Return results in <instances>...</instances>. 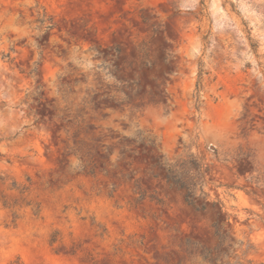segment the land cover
Returning a JSON list of instances; mask_svg holds the SVG:
<instances>
[{
	"label": "rangeland",
	"instance_id": "rangeland-1",
	"mask_svg": "<svg viewBox=\"0 0 264 264\" xmlns=\"http://www.w3.org/2000/svg\"><path fill=\"white\" fill-rule=\"evenodd\" d=\"M0 264H264V0H0Z\"/></svg>",
	"mask_w": 264,
	"mask_h": 264
},
{
	"label": "trees",
	"instance_id": "trees-1",
	"mask_svg": "<svg viewBox=\"0 0 264 264\" xmlns=\"http://www.w3.org/2000/svg\"><path fill=\"white\" fill-rule=\"evenodd\" d=\"M20 192H22V191H20ZM188 193H189V195L188 196H192V192H190V191H188ZM4 206H8V205H6L7 203L4 201L3 203H2ZM28 203H26V205H27ZM36 212V211H35Z\"/></svg>",
	"mask_w": 264,
	"mask_h": 264
}]
</instances>
